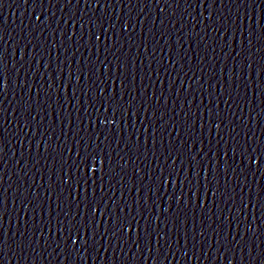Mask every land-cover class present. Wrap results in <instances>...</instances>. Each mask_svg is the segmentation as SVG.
I'll return each mask as SVG.
<instances>
[{
    "label": "water",
    "instance_id": "1",
    "mask_svg": "<svg viewBox=\"0 0 264 264\" xmlns=\"http://www.w3.org/2000/svg\"><path fill=\"white\" fill-rule=\"evenodd\" d=\"M101 3L104 7L97 5L95 0L91 7H88L84 0H81L79 5L74 2L72 6H63V9L61 5H57L47 10L45 14L51 16V19L43 24L37 22L35 15H32L34 11L39 13L40 6L33 5L31 0L27 4L24 0H4L3 6L0 7V35H3L4 41L7 42L9 65L8 88L5 93L0 94V100L3 101V107L6 109L2 128H0V134L4 138L3 163H6L3 166V172L0 173L3 177L0 184L8 190V204L2 224L8 231L10 247L8 254L2 258V264H229V261L231 264H253L247 248H244L243 252L240 247L228 251L220 247L217 250L219 245L216 242L217 237L214 230H222V236L228 235L235 229V224L230 229L224 217L227 216L230 220L231 216L237 213L233 208L230 214L219 192L213 196L211 191L212 188L217 187V179L214 177L218 178L219 189L223 191L225 177L222 170L223 161L217 168L218 176L217 172L212 170L217 167L216 160L223 156V153L220 152L218 157H212V152L209 151L210 148L213 152L216 151L220 137L214 126L209 131L208 108H212L215 113L216 103L219 101V110L225 117L224 123L227 125L222 134L229 144L231 143L230 128L233 125L237 126V131L240 133L237 139L241 142L244 140V132L248 131V135L251 136L253 130L256 136L264 141V135L261 134V128L264 125V96L259 95L261 89L256 87L264 81V77L257 78L259 66L264 63L262 59L264 53L260 51L261 40L264 37H261V28L255 23L259 20V24L264 25V18L260 17V7L264 5L260 4V0H256V4L252 6L255 10L252 17V29L255 30V36L252 45L249 46L247 42L249 21L245 13L252 9L246 10L243 6L238 9L237 4H231L228 0H225V4H220L217 0L216 5L208 10L205 8L204 16L199 15L201 8L198 4L193 3L189 6V3L181 2L177 7L173 0H168V4H165L164 0H160L159 4L156 0H151V3L148 0H142V2L133 0L131 4H128V0H123V3L113 0L111 5L101 0ZM125 4L128 6L125 7ZM161 7L165 8L163 13L159 10ZM208 11L212 12L217 26L223 22L227 24L235 22L237 30L232 42L229 41V36L232 35L231 29L225 34L222 42L219 33L216 34L205 28V24L208 23ZM73 13L76 17L75 22L71 23L69 20L68 25H65L64 21ZM193 16L196 17L195 20L192 19ZM81 17H83V28ZM98 18H102L104 26L108 28V36L112 37L108 44L111 45L113 40L119 39V43L110 47L108 51H105L103 36L99 42V52L96 49L95 39L89 40L90 32L100 34ZM241 18L244 22L243 37L239 31ZM43 19L44 17L41 16V20ZM201 20L204 24L200 23ZM57 21H59V27H57ZM124 21L129 22L126 33L121 30ZM111 24H115L116 27H110ZM65 30L68 35L72 36L71 40L67 39L66 34L61 35ZM113 33L117 35L114 36ZM30 39L32 43H28ZM241 40L243 44L240 43ZM25 44L28 46L24 48V58L21 60L20 48ZM153 49H155V59L149 55L153 53ZM112 53L120 56L122 60L125 55L127 56L128 90L124 93L125 101L129 99V92L136 96L134 110L138 111L139 115L128 118L126 125L122 122L119 129L113 125L115 131L109 136L111 148L107 146L108 142H105L103 146L106 153L109 151L112 153L115 195L112 190L102 193L99 188L100 181L97 180L95 200H100L102 197L104 201L100 207L103 209L106 205L107 209L115 211L109 198L121 205L124 199L132 203L137 197L135 185L158 183L156 176L159 175V169L153 158V152L160 157L161 164L164 163V157L168 155L169 149L174 156L178 155L179 159L176 160L175 167L178 169L182 167L185 170L181 172V179L188 175L189 161L192 156H196L197 161L203 158V163L209 167L208 179L205 181V173L199 168L196 169L200 171V187L199 199L193 197L195 207L192 203H189L187 208L183 204L177 207L175 200L169 201L167 197L156 199L155 206L149 200L148 209L150 211L145 210L144 215L148 216L152 226L159 225L157 230L171 229L170 242L162 241L160 251L156 250L158 246L155 242L150 253L146 244H142L137 250L131 241L124 243L115 238L105 241L103 237L97 236L96 239L100 240V243L89 248L87 253L84 249H80L78 253L68 255L62 251L63 245L60 247L56 245L54 218L60 212L57 204L61 201L64 202V211H68L70 207L68 203L70 190L59 179L62 175L61 167L63 166V171L74 172L75 170L69 169L72 161L68 159L67 151L64 153V159H61L59 146L72 147L74 154L75 140L80 137L87 140L89 134H92V138L95 139V133L100 131L99 125H96L95 129L91 126L92 120L87 113H91L92 119L95 118L96 113L90 105L84 104L85 98L81 96V90H87L89 85L105 87L101 83L104 79L101 75L104 69L100 60H105L107 57L105 63H109L110 68L114 69L116 61ZM237 53L240 54L237 55ZM97 56L99 60L96 59ZM134 57L135 67L132 65ZM170 58L177 59L183 65V71L180 72L183 85L180 79L176 78L179 67L173 66ZM249 62L253 64L251 70L247 68ZM13 63L16 64L18 71L11 68ZM45 64L48 65L47 68L44 67ZM61 68L63 69L62 74ZM241 69H243L242 73ZM249 71H251V82L244 79L248 77ZM69 73H73L70 82ZM76 75H81L79 83L75 79ZM133 75L135 76L134 82ZM237 77L240 78L237 79ZM65 83L69 84L67 88L64 87ZM221 84L223 85L222 95ZM245 84H248L247 89ZM73 86L76 87V96L79 99L69 103L65 97L69 99L72 97ZM107 87L110 91L115 90L119 95L120 79L115 81L108 79ZM153 91L157 95L163 93L159 104L151 99ZM142 93H144L143 97ZM229 93L234 100L229 99ZM142 99L150 100L147 113L140 107ZM226 99H229L230 109L224 104ZM26 105L30 107L27 112H24L22 106ZM96 106L99 107V103ZM85 108H87V113ZM77 109L79 111H76ZM69 113H71L70 117ZM232 113H235V116ZM201 115H203V120ZM69 119L72 121L71 125L68 124ZM141 120L148 127L147 134L144 132ZM26 121L28 124L25 126ZM201 124L204 125L203 129H201ZM190 125H194V129L189 127ZM85 128L87 132L84 131ZM153 128H155V146H153ZM106 132L105 126L101 139ZM137 137H139V151L136 150ZM146 137L147 145H145ZM193 140H195V145H193ZM201 140H203V145L200 143ZM41 141H47L50 147L45 150L44 143ZM38 142H41L39 148L37 147ZM223 143L224 141H221V144ZM189 146L192 147L191 152L187 150ZM199 148L203 150L197 153ZM116 151H120L121 155L128 160L124 171H121L123 161H119L115 154ZM65 160L67 163L64 162ZM168 163H171V160ZM228 163L232 164L230 154ZM107 167L108 162L105 159V168ZM137 167L142 169L141 175L144 177L142 181L134 175ZM149 175L152 176V181H149ZM166 175L167 172H165ZM256 176L264 183V177H261L260 172H257ZM70 183H72V189H75V183L71 181ZM206 183L210 190L205 197ZM89 184L91 185V181ZM122 184L125 185L123 189H121ZM49 185L52 189L51 199L48 198ZM193 185V191H196L195 180H193ZM105 188H107V177ZM129 188L132 189L131 192L128 191ZM187 188L188 185L185 183L184 190L187 191ZM252 188L258 191V185L255 182L252 183ZM163 190L161 188V191ZM121 191H123V197H121ZM168 191H173L171 185L168 186ZM175 191L180 192L178 184ZM33 193L38 194L35 199ZM245 193V203H248L247 188H245ZM72 195L75 196L76 192L73 191ZM88 195L92 198L91 187H89ZM21 200L24 204L28 203V200H33V203L25 209ZM201 201H203V208L200 207ZM252 203L255 204V208L249 205L245 210L247 221L241 218L240 231L244 233L245 240L259 244L261 240H264V224H262L264 209L261 208L258 199L254 198ZM41 204L43 212L37 206ZM216 204L223 209L222 214ZM237 204H239V198H237ZM71 208L73 212L76 211L74 203L71 204ZM80 211L85 213V219L90 215L83 203L80 205ZM49 212L51 216H48ZM177 216L179 220L176 219ZM49 219L52 220L53 225L51 233L49 232ZM79 219L80 217H77V220ZM96 219L98 221L108 220V211H105L103 216L97 212ZM165 220L166 224L161 223ZM185 220L186 224L183 223ZM139 224L143 228L145 221L141 219ZM248 224L251 225L252 231H247L246 225ZM194 226L195 231L193 232ZM33 227H35L34 231ZM108 227L111 225L109 224ZM25 228L28 231L25 232V244L21 250L17 248L15 241L21 238L20 233L24 232ZM104 229L105 224L101 223L100 232ZM185 231L188 232V256H184L182 251L178 250L185 243ZM67 234L65 231L64 235L67 236ZM194 234L195 240L192 239ZM29 237H31L30 244L28 243ZM178 238L179 245L176 243ZM228 239H231V234ZM236 239L239 240L240 236L237 235ZM252 256L255 257L254 252ZM255 264H259V259L255 261Z\"/></svg>",
    "mask_w": 264,
    "mask_h": 264
},
{
    "label": "snow or ice",
    "instance_id": "2",
    "mask_svg": "<svg viewBox=\"0 0 264 264\" xmlns=\"http://www.w3.org/2000/svg\"><path fill=\"white\" fill-rule=\"evenodd\" d=\"M28 2L29 0H24L25 4H27ZM74 2L76 5H79L81 0H31V3L33 5L38 4L40 6L39 13L37 14L34 11L32 15H35V20L37 22L43 24L51 19V16L49 17V15L45 14L48 9L55 8L57 5H61V9H63V6H72ZM92 2L93 0H84V3L88 7H91ZM95 2L100 7H104V4L101 3V0H95ZM118 2L123 3V0H118ZM136 2H142V0H136ZM148 2L151 3V0H148ZM173 2L177 5V7H179L181 2H187L189 3V6H191L193 3L198 4L201 8V11L199 13L200 16H204L205 8H207L208 10L213 5L217 4V0H173ZM228 2L231 4H237L238 9L240 6H243L246 10L252 9V6L256 4V0H238V2L237 0H228ZM105 3L111 5L113 3V0H105ZM131 3H133V0H128V4ZM156 3L159 4L160 0H156ZM164 3L168 4V0H164ZM219 3L225 4V0H219ZM3 4L4 0H0V7H2ZM260 4L264 5V0H260ZM127 6L128 5L125 4V7ZM159 10L161 13H163L165 11V8L161 7ZM245 14L248 15L249 21V32L247 42L250 46L252 45V41L255 36V30L252 29V17L255 14V10L252 9L250 12H246ZM41 16L44 17L43 20H41ZM260 17L264 18V7H260ZM75 19V13H73L71 16H69L67 20L64 21V24L68 25L69 20L71 21V23H74ZM192 19L195 20L196 17L193 16ZM80 20L81 27L83 28V17H81ZM98 20L100 21V34H97L96 32H90L89 40L93 38L95 39V41L97 42L96 49L97 52H99V42L101 41V37L103 36L106 45L105 51H108L110 47H114L117 43H119V39L117 38L116 40H113L112 44L109 45L108 41L112 40V37L108 36V28L104 26L102 18H98ZM207 20L208 23L205 24V28L214 31L216 34L219 33V38L222 42L224 40L225 34H227L229 29H231L232 35L229 36V41L232 42L235 36V32L237 30V25L235 24V22H233L232 24H227V22H223L222 24H219L217 26L216 21L213 20L211 11H208ZM89 22L92 23V21ZM200 23L204 24V21L201 20ZM255 23L258 25V27L261 28V37H264V25H260L259 20L255 21ZM95 26V23H93V27ZM57 27H59V21H57ZM110 27L115 28L116 26L115 24H111ZM128 27L129 22L124 21L121 25V30L126 33ZM193 27H195V25H193ZM239 31L241 37H243L244 22L242 18L239 24ZM53 32H55V29H53ZM65 34L67 35L68 40L72 39V36L68 35L66 30L61 33L62 36H65ZM113 35L116 36L117 34L113 33ZM201 40H203V37H201ZM28 43H32V40L30 39ZM157 43H159V41H157ZM240 43L243 44V40H241ZM261 44L262 46L260 51L264 53V39L261 40ZM6 46L7 42L4 41L3 35H0V94L5 93V90L8 88L9 84V65ZM27 46L28 45L25 44L23 47L20 48L21 60H23L24 58V48H26ZM120 47L122 48L123 45L121 44ZM33 48H35V44H33ZM213 51H215V48H213ZM154 53L155 49H153V53H149V55L153 56V59H155ZM239 54L240 53H237V55ZM112 56L116 61V67L114 69L110 68L109 63H105L107 57H105V60H100V64L103 66L104 69L103 73H101V75L104 77V79L101 80V83L104 84L105 87H100L99 85L92 87L91 85H89L87 90H81V96L85 98L84 104L90 105L96 113L95 118L92 119L91 113H87V108H85V112L92 120L91 126L95 129L96 125H99L100 131H97L95 133V139L92 138V134H89L87 140H85L84 137H80V139L75 140L74 154L72 147L65 148V146L63 145L59 146V154L61 156V159H64V153L65 151H67L68 159H71L72 161L71 165L69 166V169L75 170L74 172L63 171V166L61 167L62 175L59 177V179L61 180V183L63 185H66L70 190V200L68 201L70 207L68 211H64V202L61 201L59 204H57V207L60 208V212H58L56 214V217L54 218L56 221V245L57 247L63 245L62 251L66 252L68 255L78 253L80 249H84V252L87 253L89 248H93L97 243H100V240L96 239L97 236L103 237L105 241H110L113 238L117 240H122L124 243L131 241L133 244H135L137 250L141 248L142 244H146L150 253L152 251L153 243L155 242V245L158 246L156 250L160 251L162 241L165 243L170 242L171 229L169 228L167 231H164L163 229L157 230L159 225L157 227L152 226V223L149 221L148 216L144 215L145 210L150 211V209H148L149 200H151L152 204L155 206L156 199L167 197L169 201L175 200V204L177 205V207L183 204V206L187 208L189 203H192L195 207V201L193 200V197L199 199L198 192L200 187V171H203L205 173V181H207L208 179L207 173L209 171V167L208 165H205L203 163V158L197 161L196 156H192L189 161L188 175H185L184 178L181 179V172L185 170L182 167L180 169L175 167L176 160L179 159L178 155L174 156L172 154L171 149H169L168 155L164 157V163L161 164L160 157L157 156L155 152H153V158L156 161L157 168L159 169V175L156 176V181H158V183L153 182L150 185H135L134 187L137 197L132 203H128L127 200L124 199V203L121 205L117 201H113L111 200V198H109V200L112 201V205L115 208V211L107 209L106 205L103 209L100 207V205L104 203V201L102 197L100 200H95L97 180L100 181L99 188L102 193L112 190L113 195H115V184L113 183L112 176V153L111 151L106 153L103 146L105 145V142H108L107 146L111 148V141L109 139V136L113 131H115L113 129V125H116V128L119 129L122 122L126 125L128 118H130L131 116L138 117L139 115L138 111L134 110V101L136 100V96L132 95L131 92H129V99L125 101L124 93L126 90H128L127 56L125 55L123 60L120 56H116L115 53H112ZM96 59L99 60V56H97ZM181 59L183 58L181 57ZM262 59H264V56H262ZM170 60L173 66L179 67L176 78L180 79V72L183 71V65L180 64L177 59L170 58ZM37 63H39V60H37ZM62 63L63 62H61V64ZM142 63L143 61L141 60V64ZM132 65L133 67H135V57L132 59ZM44 67L47 68L48 65L45 64ZM252 67V62H249L247 64V68L251 70ZM11 68L18 71V69H16L15 63L12 64ZM174 70L176 69L174 68ZM78 71L80 70L78 69ZM62 72L63 69L61 68V74ZM242 72L243 69H241V73ZM72 75L73 73H69V82L71 81ZM186 75L187 74L185 73V76ZM262 77H264V63L259 66V70L257 72V78L260 79ZM118 78L120 79L121 84L119 95H117V92L115 90L110 91L107 87L108 79H112L113 81H115ZM239 78L240 77H237V79ZM250 78L251 71H249L248 77H245L244 79L250 81ZM75 79L77 83H79L81 81V75H76ZM97 79H100V77H97ZM189 79L191 80V77H189ZM132 80L133 82L135 81L134 75L132 77ZM180 82L181 85H183V79H180ZM68 86V83L64 84L65 88H67ZM49 87H51V85H49ZM220 87L222 95L223 85L221 84ZM247 87L248 84H245L246 89ZM256 87L261 89L259 95L264 96V81H262L261 84H257ZM162 95V92L160 95H157L156 92L153 91L151 99H154L156 104H159ZM141 96L143 97L144 93H142ZM65 99L68 100L69 103H71L72 100L79 99L76 96L75 86H73L72 97L69 99L66 96ZM229 99L234 100V98L231 96V93H229ZM229 99L224 100V104L227 108L230 109L231 104L229 103ZM97 103H99V107L96 106ZM149 103L150 100L142 99L140 107L144 109L145 113H147L148 111ZM190 103L191 102L189 101V104ZM29 107L30 105L22 106V110L24 112H27ZM216 108L217 111L215 113H213L212 108H208V124L209 131H211L212 126L215 127L217 135L220 137V140L217 141L218 147L216 151L213 152L211 148L209 149V151L212 152V157H218L220 152L223 153V156H220L219 159L216 160L217 167L213 168L212 170L214 172H217V168L219 167L221 161H223L224 167L222 170L225 177V184L224 190L220 191L219 180L217 177H214L217 179V187L212 188L211 191L213 196H216L219 192V195L223 200V204L224 206L226 205L228 207V212L230 214L232 213L233 208L236 209L237 213L236 215H232L230 220L227 216L224 217V220L228 221L230 229L232 228L233 224H235V229L230 231L228 235L222 236V230H214L215 235L217 237L216 242L219 245V247H217V250H219L220 247H224L225 251L240 247L241 252H243L244 248H247L249 256L253 261V264H255V261L257 259H259V264H264V240H261L259 244H254V242L245 240L244 233L240 231L241 218L244 221H247V215L245 210L249 207V205L255 208V204L252 203L254 198L259 200L261 208L264 209V183H262L261 180L256 176V173L260 172L261 177H264V141H261L260 137H257L253 130L251 136L248 135V131H245L244 140L243 142H241L239 139H237V137H239L240 135V133L237 131V126L233 125L230 128L229 139L231 140V143L229 144V142L225 140L224 135L222 134L224 131V127H226L227 125H225L224 123L225 117L221 115V111L219 110V101H217L216 103ZM76 111H79V109H77ZM5 112L6 109L3 107V101L0 100V128H2V122L5 118ZM68 115L70 117L71 113H69ZM232 115L235 116V113H232ZM149 119H151V117H149ZM201 119L203 120V115H201ZM237 119H239V117H237ZM71 123L72 121L71 119H69L68 124L71 125ZM229 123H231V121H229ZM27 124L28 121L25 122V126ZM141 125L142 127H144V132L147 134L148 127L143 124V120H141ZM105 126L107 128V132L103 135V139H101V133L105 132ZM189 127L194 129L195 126L190 125ZM203 127L204 125L201 124V129H203ZM245 127H247V125H245ZM84 131L87 132V129L85 128ZM261 134L264 135V125H262ZM221 141H224V143L221 144ZM41 142L44 143L45 150L50 147L47 141ZM41 142L37 143L38 148ZM200 143L201 145H203V140H201ZM3 145L4 138L3 135L0 134V173L3 172V166L6 165V163H3ZM145 145H147V137L145 138ZM193 145H195V140H193ZM153 146H155V128H153ZM136 150L139 151V137H137ZM187 150L188 152H191L192 147L189 146ZM202 150V148L197 149V153ZM115 154L119 158V161H123V164H121V171H124L127 167L128 160L125 159L124 155H121L120 151H116ZM229 154L231 155L232 164L228 163ZM205 155L207 156L208 153L206 152ZM105 159H107L108 162L107 169L105 168ZM169 160H171V163H168ZM64 162L67 163V160H65ZM197 168H199L200 171H197ZM165 172H167L166 176ZM141 173L142 169L137 167L135 169L134 175H136L139 180L142 181L144 177L143 175H141ZM106 177L107 188H105ZM2 179L3 177L2 175H0V180ZM148 179L149 181H152V176L149 175ZM121 180H123V177H121ZM193 180H195L196 191H193ZM70 181L75 183V189H72V183H70ZM89 181H91V185L89 184ZM253 182L258 185V191L253 190ZM185 183H187L188 185L187 191L184 190ZM177 184L180 187L179 193L175 191ZM169 185H171V187L173 188L172 192L168 191ZM89 187H91V191L93 194L92 198H89L88 195ZM124 187L125 185L122 184L121 189H123ZM204 187L206 197V194L210 189L207 183ZM161 188H163L164 190L161 191ZM245 188H247L248 203H245ZM51 190V186L49 185V199H51ZM7 191L8 190L6 188H3V185L0 184V264H2V258L6 256L10 251L8 231L5 230L2 224V219L8 204ZM61 191H63V189H61ZM73 191L76 192L75 196L72 195ZM128 191L131 192L132 189L129 188ZM141 193H143L142 196ZM21 195L23 194L21 193ZM32 195L34 199L38 196V194L35 193H33ZM121 197H123V191H121ZM237 198H239V204H237ZM21 203L24 204V201L21 200ZM31 203H33V200H28V203L24 204L25 209H27L29 207V204ZM73 203L75 204L76 208L75 212H73L71 208V204ZM81 203H83L84 208L89 210L90 212V215L87 216L86 219L85 213L80 211ZM37 206H39L41 208V211L43 212L42 204ZM169 207H171V204H169ZM200 207L203 208V201L200 202ZM216 207L222 214L223 209L220 208V205L216 204ZM33 210L35 211V207ZM105 211H108L109 219L98 221L96 219V213L100 212L101 216H103ZM165 211H167V209H165ZM209 211H211V209H209ZM241 213H243V215ZM262 215H264V212H262ZM48 216H51V212L48 213ZM77 217H80V219L77 220ZM141 219L145 221L143 228H141L139 224V221ZM176 219L179 220V217L177 216ZM217 219L219 220V216L217 217ZM157 220H159V216H157ZM101 223L105 224V229L103 232H100ZM161 223L166 224L167 221H161ZM183 223L186 224L187 221L185 220ZM48 224L49 232L51 233L53 227L51 219L48 220ZM109 224L111 225V227H108ZM262 224H264V221H262ZM246 229L247 231H252L251 225H246ZM34 230L35 227H33V231ZM27 231L28 229L25 228V231L20 233L21 238L15 241L17 248H20L21 250H23L25 244L24 236L25 232ZM65 231L68 233L67 236L64 235ZM194 231L195 226L193 228V232ZM42 234L43 233L41 231V235ZM230 234L231 239H228V236ZM201 235H203V232H201ZM237 235L240 236L239 240L236 239ZM133 236H135V238H133ZM192 239H196L195 234L192 236ZM184 240L185 243L183 247L178 250H181L184 256H188L187 231H185L184 233ZM233 241H235V244H233ZM28 243H31V237H29ZM176 243L177 245L180 244L179 238L176 240ZM193 247L195 248V244H193ZM253 252L255 253V257L252 256ZM65 259H67V256H65ZM241 259H243V257H241ZM229 264H231L230 261Z\"/></svg>",
    "mask_w": 264,
    "mask_h": 264
}]
</instances>
